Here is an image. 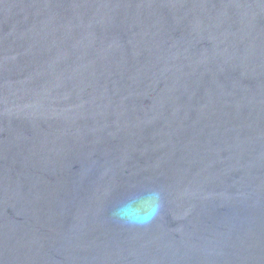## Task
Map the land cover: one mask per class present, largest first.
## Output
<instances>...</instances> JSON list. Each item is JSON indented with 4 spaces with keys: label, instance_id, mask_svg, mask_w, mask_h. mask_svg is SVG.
Returning a JSON list of instances; mask_svg holds the SVG:
<instances>
[{
    "label": "water",
    "instance_id": "1",
    "mask_svg": "<svg viewBox=\"0 0 264 264\" xmlns=\"http://www.w3.org/2000/svg\"><path fill=\"white\" fill-rule=\"evenodd\" d=\"M0 264H264V0H0Z\"/></svg>",
    "mask_w": 264,
    "mask_h": 264
},
{
    "label": "clouds",
    "instance_id": "2",
    "mask_svg": "<svg viewBox=\"0 0 264 264\" xmlns=\"http://www.w3.org/2000/svg\"><path fill=\"white\" fill-rule=\"evenodd\" d=\"M159 210H160V204L157 202L151 207V210L142 217V219L138 221H133V223L147 224L151 222L152 219L155 218V216L159 213Z\"/></svg>",
    "mask_w": 264,
    "mask_h": 264
}]
</instances>
